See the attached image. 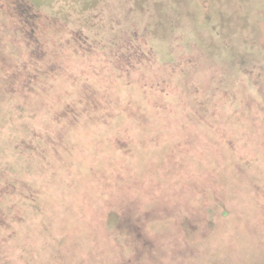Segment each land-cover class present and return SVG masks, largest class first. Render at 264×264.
I'll return each mask as SVG.
<instances>
[{"label": "rangeland", "instance_id": "374dc122", "mask_svg": "<svg viewBox=\"0 0 264 264\" xmlns=\"http://www.w3.org/2000/svg\"><path fill=\"white\" fill-rule=\"evenodd\" d=\"M0 264H264V0H0Z\"/></svg>", "mask_w": 264, "mask_h": 264}]
</instances>
